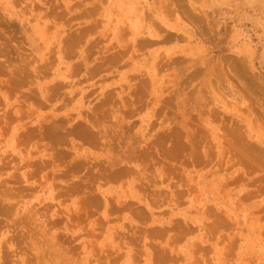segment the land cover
I'll use <instances>...</instances> for the list:
<instances>
[{
    "label": "rangeland",
    "instance_id": "374dc122",
    "mask_svg": "<svg viewBox=\"0 0 264 264\" xmlns=\"http://www.w3.org/2000/svg\"><path fill=\"white\" fill-rule=\"evenodd\" d=\"M0 264H264V0H0Z\"/></svg>",
    "mask_w": 264,
    "mask_h": 264
}]
</instances>
